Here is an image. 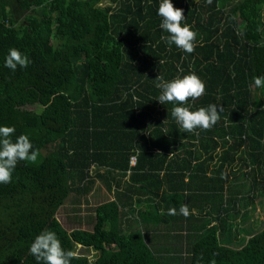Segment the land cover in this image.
<instances>
[{
	"label": "trees",
	"instance_id": "obj_1",
	"mask_svg": "<svg viewBox=\"0 0 264 264\" xmlns=\"http://www.w3.org/2000/svg\"><path fill=\"white\" fill-rule=\"evenodd\" d=\"M172 2L197 33L193 53L160 39L159 0H0V124L39 150L0 184V264H36L28 248L42 229L75 251L71 264H264V227L242 241L223 216L225 167L236 175L239 216L264 196V88L253 83L264 74V0ZM10 47L31 63L4 67ZM190 71L205 93L189 103L222 111L213 127L184 132L172 104L155 99L154 80ZM214 158L210 179L220 176V188L192 185ZM94 184L114 197L93 206L91 229H65L57 210L71 194L78 209ZM184 191L204 193L211 204L218 196L220 209H207L212 225L189 224L185 247H169L180 227L166 226L168 217L205 220L202 209L167 214L189 207Z\"/></svg>",
	"mask_w": 264,
	"mask_h": 264
},
{
	"label": "clouds",
	"instance_id": "obj_2",
	"mask_svg": "<svg viewBox=\"0 0 264 264\" xmlns=\"http://www.w3.org/2000/svg\"><path fill=\"white\" fill-rule=\"evenodd\" d=\"M183 12L182 8L174 7L172 0H159L156 9V14L160 17L159 28L162 30L160 39L169 47L174 44L182 52L190 54L194 52L197 33L192 25L183 23L185 20ZM30 63L29 56L15 47L8 49L3 60L4 67L13 72L18 67L26 68ZM159 63L163 61L160 60ZM154 83L160 90L155 99L164 105L172 104L171 116L184 132L209 129L220 119L219 113L222 111L220 105L210 103L194 108L189 103V98L195 100L205 93V82L194 71L171 79H165L163 75L158 74ZM253 83L257 88H264V74L255 75ZM133 99L136 97L134 96ZM15 133L16 129L13 125L0 124V184L11 182L19 162H35L39 155V150L34 147L27 134L15 135ZM167 214L187 217L190 211L186 204H181L178 209L169 207ZM28 252L36 264H71L76 256L75 251L66 249L57 233L49 229H42L35 235Z\"/></svg>",
	"mask_w": 264,
	"mask_h": 264
},
{
	"label": "crops",
	"instance_id": "obj_3",
	"mask_svg": "<svg viewBox=\"0 0 264 264\" xmlns=\"http://www.w3.org/2000/svg\"><path fill=\"white\" fill-rule=\"evenodd\" d=\"M215 163H216L215 158L210 160V165L208 166V171H207L206 175L193 178L192 185H194V186H207V185H209V187L212 186L213 188L216 189L215 191H217L220 188V185L222 183L220 176H218V177L213 176V178L210 179V177L212 176L211 170L215 166ZM131 164H133V163H131ZM224 169H225L224 173L227 176L222 174L224 177L223 199L224 200L227 199L228 205L226 206V208H228V212L225 213L223 216L225 218L226 224H228V222L229 223L233 222L234 224L237 225V228H239L238 233L240 234V236L242 237V235H244L247 238V236L250 232H248L245 229V227L248 225V223H252V222L256 221L253 219L258 220V218H262L263 217V210L261 209V212H260L258 207H256V209H258V211L256 209H254L255 208L254 206H257L259 203V200L257 197V198H254V200L249 201V203L253 202L254 206L251 207V209L247 212V214L244 213V214H246L245 216H243V215L239 216L238 215L237 210H236V206H237V199H236L237 187H236V184H237V182H236V180H234L236 175L234 173H232V171L227 172V170H230V168L228 169L225 167ZM160 173H162V172H160ZM126 174H128V172ZM127 179L128 178L126 175L125 177L122 178V182L127 181ZM186 179H187V175L184 176L183 181H186ZM180 182L181 181L177 180L176 184L180 185L181 184ZM232 185H233V187H232ZM161 188H163V186H161ZM100 192L103 194V196H101V198H103L102 200L112 199L114 197L113 189L110 191H107L106 188L103 187L101 184L100 185L94 184L92 190L86 195V198H88L89 196H92L93 193L99 195ZM184 194L186 195V199H185L186 201L185 202H187V204L189 205L188 208H189L190 213L199 214V212H200L199 210L202 209V213L205 214V217H204L205 220H203V219L201 220L200 218H198V220L191 219L190 221H188V220L183 219V218L180 220H176V217H175V219H173L172 217H168L166 226H169L170 224H174V225L178 224V227H180V229H178L176 231V233L178 235V241H174L173 239H170V243L168 241H165V244L169 247L170 246H174L175 248L185 247L186 244L188 243V241L190 240V233L188 234V232L186 231L187 228H189V226H190L189 224H191V225L194 224L196 226L197 225L198 226L199 225H207V226L212 225V224L216 223V220L212 216L215 213L212 210L211 215H207V211H208L207 209L209 207L210 208L213 207V209H216V210L220 209V202H219L218 196H217V199H218L217 202L215 204H211L209 200H207L206 202H202L201 198L206 196L204 193H197V191L194 193L190 192V191L189 192L184 191ZM145 196L146 195H144L142 198H145ZM132 199H135V197H132ZM234 199H235V206H234V203H233V206H231L230 204L232 201H234ZM173 207H176V206H173ZM247 207L249 208V206H247ZM123 210L126 211V213H128L127 212V205H125ZM177 216H179V214ZM129 217H130V215H129ZM174 225H172V226H174ZM249 225H252V224H249ZM156 231L157 230H151L150 229V231H148V233L154 234ZM173 233H174V231H170L171 235ZM160 238H161L160 236L154 237V242L163 243L162 242L163 240ZM237 243L238 242L236 239V241L234 240V242L231 245H233V244L237 245Z\"/></svg>",
	"mask_w": 264,
	"mask_h": 264
},
{
	"label": "rangeland",
	"instance_id": "obj_4",
	"mask_svg": "<svg viewBox=\"0 0 264 264\" xmlns=\"http://www.w3.org/2000/svg\"><path fill=\"white\" fill-rule=\"evenodd\" d=\"M258 93V92H257ZM240 172V170H238ZM73 195L71 194L69 198L66 200V202L57 210L55 216L61 223V225L67 229L70 230L73 227H80V228H86V229H91L92 227V220H89V216L91 215V211L93 206L97 204L103 196V194L100 192L99 195L93 193L92 196H89L87 198V201L82 202L81 205H79L78 209L77 205L71 202V197ZM259 203L256 207L259 208L260 212L261 209L263 210V217H264V196H259L258 197ZM258 211V209H256ZM78 216L81 218V221H79ZM258 218L253 219L256 220L255 222L248 223V225L245 227V229L250 232L254 233L256 231H259L262 227H264V218ZM88 222V223H86ZM252 224V225H249ZM248 237V236H247ZM246 239V236L242 235V241ZM79 248V247H78ZM79 251H81V248H79ZM85 253H87L88 256L91 257L92 251L90 250H82ZM93 256V255H92Z\"/></svg>",
	"mask_w": 264,
	"mask_h": 264
},
{
	"label": "built area",
	"instance_id": "obj_5",
	"mask_svg": "<svg viewBox=\"0 0 264 264\" xmlns=\"http://www.w3.org/2000/svg\"><path fill=\"white\" fill-rule=\"evenodd\" d=\"M130 162L133 163L134 162V157L130 158Z\"/></svg>",
	"mask_w": 264,
	"mask_h": 264
}]
</instances>
